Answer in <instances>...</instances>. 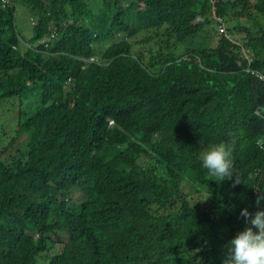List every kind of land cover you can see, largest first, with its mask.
Here are the masks:
<instances>
[{"label": "trees", "instance_id": "trees-1", "mask_svg": "<svg viewBox=\"0 0 264 264\" xmlns=\"http://www.w3.org/2000/svg\"><path fill=\"white\" fill-rule=\"evenodd\" d=\"M258 75L264 0H0V264H221L264 210ZM233 141L240 184L199 160Z\"/></svg>", "mask_w": 264, "mask_h": 264}, {"label": "clouds", "instance_id": "clouds-1", "mask_svg": "<svg viewBox=\"0 0 264 264\" xmlns=\"http://www.w3.org/2000/svg\"><path fill=\"white\" fill-rule=\"evenodd\" d=\"M216 21H218V19H216ZM217 34L221 35L218 27ZM48 35V37L40 42L41 44L48 43L50 38H52V36L54 37L50 29L48 30ZM226 38L234 43L232 37L227 36ZM46 46L45 44L41 47L45 48ZM41 47L39 54L44 57L46 51L41 49ZM243 55L248 62H250L248 56L245 53H243ZM88 62L95 63V60L90 59ZM246 72L257 76L255 71H249V69H247ZM109 126H113V121H109ZM4 128L7 134L12 136L8 131L7 124H4ZM234 151V141L212 143L207 145L200 153L199 160L202 167L210 176L222 182L229 180L232 178L233 174H235L236 179L234 180V184H240L241 181L238 178L234 166ZM261 201H264V192H261L260 196L257 197V207L260 206ZM240 217L243 218L246 226L242 231L236 233L234 238L228 241L221 264H264V210L250 214L247 209H242L240 211ZM34 237L38 238V235L35 234Z\"/></svg>", "mask_w": 264, "mask_h": 264}, {"label": "rangeland", "instance_id": "rangeland-1", "mask_svg": "<svg viewBox=\"0 0 264 264\" xmlns=\"http://www.w3.org/2000/svg\"><path fill=\"white\" fill-rule=\"evenodd\" d=\"M30 15L29 11L26 9L25 5L21 2L17 4L16 12H15V27L17 32L21 35L24 40H30L32 38V30L30 25ZM217 39L214 38L213 41L215 42ZM195 45V44H194ZM197 46V43H196ZM199 47V46H197ZM1 149V147H0ZM192 185L190 183L184 184V193H191ZM193 196V195H192ZM204 198V194L196 195L194 198ZM69 200L80 202L83 200V196L79 191H73L70 196ZM37 264H44L43 259L39 258Z\"/></svg>", "mask_w": 264, "mask_h": 264}, {"label": "built area", "instance_id": "built-area-1", "mask_svg": "<svg viewBox=\"0 0 264 264\" xmlns=\"http://www.w3.org/2000/svg\"><path fill=\"white\" fill-rule=\"evenodd\" d=\"M219 32L221 33V34H223L224 32H225V30L223 29V28H219ZM258 78L261 80V81H264V77L263 76H260V75H258Z\"/></svg>", "mask_w": 264, "mask_h": 264}]
</instances>
